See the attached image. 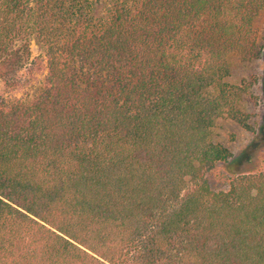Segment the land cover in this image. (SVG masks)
Here are the masks:
<instances>
[{"label": "trees", "instance_id": "trees-1", "mask_svg": "<svg viewBox=\"0 0 264 264\" xmlns=\"http://www.w3.org/2000/svg\"><path fill=\"white\" fill-rule=\"evenodd\" d=\"M101 1L0 0V264H264V171L207 179L264 0Z\"/></svg>", "mask_w": 264, "mask_h": 264}, {"label": "rangeland", "instance_id": "rangeland-1", "mask_svg": "<svg viewBox=\"0 0 264 264\" xmlns=\"http://www.w3.org/2000/svg\"><path fill=\"white\" fill-rule=\"evenodd\" d=\"M112 0L101 1L95 10L94 17L97 21L107 17ZM255 27L264 39V18L260 17L255 22ZM264 42V40H263ZM32 59H36L43 54L40 43L36 39L30 42ZM22 78L28 80L30 75L24 71ZM42 81L40 74L34 78ZM234 82L242 80L251 84V95L244 100L246 109L253 113L255 132L250 133L237 123L231 120L218 121L215 128L216 141L228 147L233 153L232 162L225 166H220L216 171L207 174L210 186L216 190H227V178L236 174L258 173L264 171V60H257L247 65L237 64ZM4 90L0 83V91ZM24 96L19 93L18 97Z\"/></svg>", "mask_w": 264, "mask_h": 264}]
</instances>
